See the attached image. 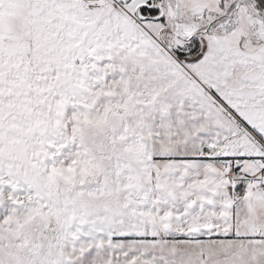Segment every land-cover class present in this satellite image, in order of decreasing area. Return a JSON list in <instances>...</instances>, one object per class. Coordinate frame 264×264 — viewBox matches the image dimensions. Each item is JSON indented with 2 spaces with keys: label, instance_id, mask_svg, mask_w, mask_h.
<instances>
[{
  "label": "snow or ice",
  "instance_id": "1",
  "mask_svg": "<svg viewBox=\"0 0 264 264\" xmlns=\"http://www.w3.org/2000/svg\"><path fill=\"white\" fill-rule=\"evenodd\" d=\"M0 264H264V0H0Z\"/></svg>",
  "mask_w": 264,
  "mask_h": 264
}]
</instances>
